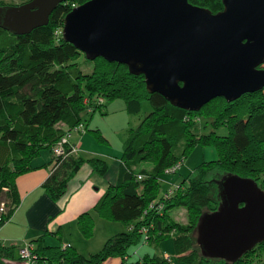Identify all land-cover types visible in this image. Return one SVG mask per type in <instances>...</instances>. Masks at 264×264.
I'll list each match as a JSON object with an SVG mask.
<instances>
[{
  "label": "trees",
  "instance_id": "obj_1",
  "mask_svg": "<svg viewBox=\"0 0 264 264\" xmlns=\"http://www.w3.org/2000/svg\"><path fill=\"white\" fill-rule=\"evenodd\" d=\"M86 1L64 0L51 12L46 25L28 34L15 35L0 27V203H7L10 192L12 199L1 215L0 226L9 220L20 201L15 179L31 169L30 162L40 151L48 149L53 154L54 167L43 188L57 199L82 163L69 154L70 144L65 146L64 156L54 155L59 139L72 129L76 131L80 124L86 131V123L94 113L102 112L106 101L121 99L128 112L138 116L142 103L148 102L151 110L128 130L116 183L94 206L100 217L119 222L125 229L109 236L98 251L88 255L71 245H42L40 236L28 242L35 255L31 264H101L109 257L125 260L138 244L156 245L169 235L174 237L176 259L182 264H238L249 260V256H258L264 241L233 263L206 258L195 244V228L202 212L217 209L220 199L215 181L222 176L251 178L264 191V89L232 102L217 97L196 112L178 108L159 93H149L143 75H132L125 65L101 57L89 60L63 39L65 15ZM188 1L212 13L223 7L221 0ZM80 55L86 62H93L91 72L80 71ZM202 120L213 128L209 133L196 131ZM60 123L67 131L61 129ZM219 126H225L228 133L217 134L214 129ZM93 132L100 136L98 130ZM196 146L214 148L217 156L196 165L186 178L166 191H172L170 196L159 195L165 169L182 164ZM86 162L93 171H107L102 159ZM144 163H150V167H141ZM154 200L164 205L162 213L150 208ZM174 207L186 210L187 224L171 220L168 210ZM76 222L85 239L93 236L95 224L88 211L81 213ZM14 250V246L0 244V259L12 260ZM18 257L21 260L19 253ZM171 261L169 255H144L134 264H172Z\"/></svg>",
  "mask_w": 264,
  "mask_h": 264
},
{
  "label": "water",
  "instance_id": "obj_2",
  "mask_svg": "<svg viewBox=\"0 0 264 264\" xmlns=\"http://www.w3.org/2000/svg\"><path fill=\"white\" fill-rule=\"evenodd\" d=\"M64 0L0 6V27L15 35L46 25ZM212 13L188 0H88L63 19L62 37L89 60L103 58L143 75L149 93L199 111L217 97L232 102L264 89V0H221ZM219 204L195 228L201 255L227 262L264 241V191L226 174Z\"/></svg>",
  "mask_w": 264,
  "mask_h": 264
},
{
  "label": "crops",
  "instance_id": "obj_3",
  "mask_svg": "<svg viewBox=\"0 0 264 264\" xmlns=\"http://www.w3.org/2000/svg\"><path fill=\"white\" fill-rule=\"evenodd\" d=\"M124 110L128 112L125 102ZM93 116L86 123V131L72 129L69 132L68 141L72 147L69 154L81 159L82 163L69 180L62 196L52 199L43 188V182L54 167V157L48 149L40 151L31 160V169L15 179L20 201L9 220L0 226V244L14 246V255L18 256L20 246L40 236L42 245H71L88 255L93 253L90 249H94L95 245L101 247L109 236L125 229L123 225L118 226L119 222L106 220L94 211L98 200L117 181L124 142L114 143L106 134L104 126L100 125V119ZM59 126L67 131L64 124L60 123ZM94 130H98L99 137ZM91 158L104 160L107 171L104 174L93 171L86 162ZM141 167L145 166L142 164ZM86 211L91 214L95 224L94 237L89 239L82 236L76 222L78 216ZM97 235L98 242H93ZM137 254L138 249L134 251V255ZM15 257L12 260L0 259V264H23L16 263ZM130 259L109 257L101 264H134L132 262L136 259L131 262Z\"/></svg>",
  "mask_w": 264,
  "mask_h": 264
},
{
  "label": "rangeland",
  "instance_id": "obj_4",
  "mask_svg": "<svg viewBox=\"0 0 264 264\" xmlns=\"http://www.w3.org/2000/svg\"><path fill=\"white\" fill-rule=\"evenodd\" d=\"M24 0H0L1 4H11V5H20L23 4ZM78 6V5H75ZM74 6V7H75ZM61 31L59 30L60 35ZM78 67L80 68V71L83 73H89L92 71L93 68V62H86L83 58V55H80L77 58ZM260 68L264 69V63L260 65ZM264 93V90H263ZM151 110L150 105L148 102L142 103V108L140 112V116L136 114H130L124 110V101L121 99H114L112 101H106L104 107L102 108V112H96L94 113V116L96 119H100V125L104 126L106 134L110 136V138L113 140L114 143L124 142L128 136V130L131 128H134L138 125L140 121V117L145 116L149 111ZM86 117V114H84ZM88 117V116H87ZM86 117V118H87ZM193 119L197 120L199 119L198 116H194ZM200 125L198 124L199 129H196V131L200 133H209L213 128L208 123L204 125V120L200 122ZM116 130V131H114ZM120 130V131H119ZM215 132L219 135H224L228 133V129L225 126H219L218 128L214 129ZM214 148H201L200 146L194 147V149L189 153L188 156L185 157L183 160L181 167L177 170L176 173L173 174H162L160 177L161 181V190L159 195H164L168 192H166L169 188L173 189V186L177 184L182 179L186 178L189 172H191L196 165L201 163L202 161L209 160L210 157L215 158L217 156ZM211 159V158H210ZM145 167H150V163H144ZM7 192V191H4ZM7 197V196H6ZM10 198V199H9ZM9 198H6V204L5 208L6 210L8 207H10L12 199H11V192ZM157 203L162 206L163 204L157 201ZM162 210H164L162 208ZM168 216L171 217V220L185 225L187 224V213L186 210L182 207H174L168 210ZM118 226L121 227L122 224L118 223ZM94 237V232L93 236ZM93 242H98V235L92 240ZM100 244V243H99ZM195 244H197L195 242ZM24 245V244H23ZM22 245V246H23ZM93 246V245H92ZM96 247L94 249H90L93 253L98 251L100 249L99 246L95 245ZM138 249V254L134 255L132 254L133 249ZM134 248L130 249V262L135 260L136 257H141L144 255H148L150 257H162L164 255H169L171 258L172 264H182L179 263L176 259L175 255V247H174V237L172 235H169L165 238H163L160 242H158L156 245L151 243H145L138 244ZM261 251L258 253V256H255L253 259L249 256L247 261L241 262L238 264H264V245L261 247ZM258 251V250H257ZM90 252V251H89ZM83 254L82 252H80ZM87 255V254H84ZM18 257L17 255H15ZM15 257L16 263H23V264H31V263H24L21 260H18V258ZM251 257V258H250ZM134 263V261L132 262ZM209 264H219L217 261H212Z\"/></svg>",
  "mask_w": 264,
  "mask_h": 264
},
{
  "label": "built area",
  "instance_id": "obj_5",
  "mask_svg": "<svg viewBox=\"0 0 264 264\" xmlns=\"http://www.w3.org/2000/svg\"><path fill=\"white\" fill-rule=\"evenodd\" d=\"M83 127L84 126L82 124H80L75 129H76V131L78 130V131L83 132L84 131ZM68 137H69V132L66 133V135H64L63 137H61L59 139V141L54 145V148H53L54 155L64 156L67 153L65 150V146L66 145L69 146ZM180 166H181V162H178L177 164L165 169V173L166 174L175 173L179 169ZM5 189L6 188H4L3 190H5ZM171 193H172V191H169L166 194V197L170 196ZM150 208L155 209L158 212L162 213V208H164V205L160 206L159 204H157V200H154L150 203ZM5 212H6L5 203L1 202L0 203V220H1V215ZM141 232L144 233L145 229H141ZM18 253H19L20 259L25 263H32L33 259H35V255L32 253V247H31V245H29L28 242L25 243L24 246L19 248Z\"/></svg>",
  "mask_w": 264,
  "mask_h": 264
}]
</instances>
